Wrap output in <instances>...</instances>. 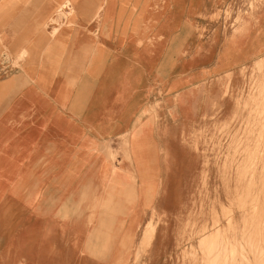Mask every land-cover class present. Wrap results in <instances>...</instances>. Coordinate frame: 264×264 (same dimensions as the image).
<instances>
[{"label": "crops", "instance_id": "0c3cea01", "mask_svg": "<svg viewBox=\"0 0 264 264\" xmlns=\"http://www.w3.org/2000/svg\"><path fill=\"white\" fill-rule=\"evenodd\" d=\"M228 3L0 0V166L13 160L19 171L17 195L0 179V206L17 201L24 223L49 231L57 264H74L78 231L112 237L87 264H116L147 222L188 200L203 162L186 138L219 114L221 77L231 73L233 90L241 68L264 56V1L236 33L212 18ZM134 128L130 158H109L107 140L118 152L119 136ZM60 175L90 189L81 203L66 200L79 218L73 228L59 224ZM5 243L0 235V264Z\"/></svg>", "mask_w": 264, "mask_h": 264}, {"label": "rangeland", "instance_id": "374dc122", "mask_svg": "<svg viewBox=\"0 0 264 264\" xmlns=\"http://www.w3.org/2000/svg\"><path fill=\"white\" fill-rule=\"evenodd\" d=\"M263 1L230 0L212 18L236 33L249 19L261 15ZM111 28L106 27L108 32ZM147 29L140 28V40L146 38ZM120 32L126 33V27ZM230 77L231 73L221 77L219 114L198 123L186 138L203 162L188 200L171 202L168 217L156 214L143 228L136 247L126 250L116 264H264V56L241 68L233 90L229 89ZM110 92L105 91L107 100ZM155 112L154 107L142 109V114ZM136 135V128L121 134L118 152L111 150V140H107V156L116 160L120 152L129 159L127 151ZM7 177L15 183L9 187L10 194L17 195L19 171L13 160L0 166V179ZM110 185L106 180L107 192ZM57 186L59 224L73 228L79 218L72 217L66 200L75 198L81 203L90 189L83 184L74 186L61 175ZM18 211L17 201L0 206V235L6 239L3 264H14L19 255L24 259L18 264H57L49 231L29 217L24 223ZM129 239L130 235L121 238ZM110 240L109 234H72L74 264H87V257L105 252ZM99 241L104 249L100 252Z\"/></svg>", "mask_w": 264, "mask_h": 264}, {"label": "bare ground", "instance_id": "6f19581e", "mask_svg": "<svg viewBox=\"0 0 264 264\" xmlns=\"http://www.w3.org/2000/svg\"><path fill=\"white\" fill-rule=\"evenodd\" d=\"M141 264H143V263H141Z\"/></svg>", "mask_w": 264, "mask_h": 264}]
</instances>
